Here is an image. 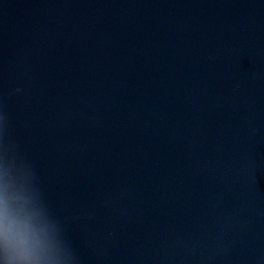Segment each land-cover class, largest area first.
Listing matches in <instances>:
<instances>
[{"label": "water", "instance_id": "95a60500", "mask_svg": "<svg viewBox=\"0 0 264 264\" xmlns=\"http://www.w3.org/2000/svg\"><path fill=\"white\" fill-rule=\"evenodd\" d=\"M0 165L63 264H264V0H0Z\"/></svg>", "mask_w": 264, "mask_h": 264}, {"label": "clouds", "instance_id": "9594fccd", "mask_svg": "<svg viewBox=\"0 0 264 264\" xmlns=\"http://www.w3.org/2000/svg\"><path fill=\"white\" fill-rule=\"evenodd\" d=\"M57 222L36 180L17 184L0 165V264H63Z\"/></svg>", "mask_w": 264, "mask_h": 264}]
</instances>
